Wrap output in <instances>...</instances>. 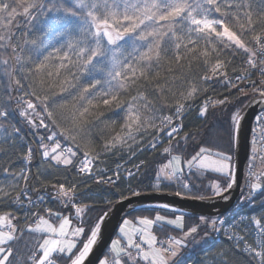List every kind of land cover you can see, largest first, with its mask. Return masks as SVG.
<instances>
[{
    "label": "snow or ice",
    "instance_id": "snow-or-ice-1",
    "mask_svg": "<svg viewBox=\"0 0 264 264\" xmlns=\"http://www.w3.org/2000/svg\"><path fill=\"white\" fill-rule=\"evenodd\" d=\"M257 99L264 101V0H0V156L11 153L23 165L16 171L10 156L0 164L10 177L0 183V209H7L0 211V264H86L112 210L141 195L150 161L125 165L145 152L167 161L153 169L155 191L171 185L176 196L227 199L238 179L231 151L244 101ZM209 109L228 112V150L200 146L182 157L181 140L205 134L184 131V121ZM256 120L264 140V115ZM253 134L242 197L249 203L252 193L264 194V150L254 171ZM112 158L123 163L104 166ZM209 170L220 177L211 195H191ZM89 182L117 199L92 195ZM249 221L254 228L245 225L244 236H227L218 264H240L236 256L245 252L248 264H264V212ZM217 223L201 215L186 226L183 212L126 215L96 264H185V249L210 235L198 240L200 229L221 231ZM166 226L180 235L158 237L154 229Z\"/></svg>",
    "mask_w": 264,
    "mask_h": 264
},
{
    "label": "water",
    "instance_id": "water-1",
    "mask_svg": "<svg viewBox=\"0 0 264 264\" xmlns=\"http://www.w3.org/2000/svg\"><path fill=\"white\" fill-rule=\"evenodd\" d=\"M247 108L245 109L242 127L236 133L237 141H234L233 149L234 156L233 162L238 163V179L237 184L229 190L227 193H224V196H227V199L223 197H213L206 200L192 199L186 196H176L175 193L171 192H159V191H150L141 193L138 197H130L129 201L121 202L116 205L112 210V215H110L102 227V236L98 245L94 247L93 252L90 254L86 264H96L97 257L101 256L106 250L107 245L110 243L113 238L117 227L118 221L121 217L129 214L130 209H140L145 207H157L161 204H169L175 209H179L178 212L213 217L225 213L227 210L232 208V206L239 199L242 188H243V179H244V165L246 162L248 149H249V134L251 129V123L254 115L264 109V101L259 99L249 102L247 100Z\"/></svg>",
    "mask_w": 264,
    "mask_h": 264
},
{
    "label": "rangeland",
    "instance_id": "rangeland-1",
    "mask_svg": "<svg viewBox=\"0 0 264 264\" xmlns=\"http://www.w3.org/2000/svg\"><path fill=\"white\" fill-rule=\"evenodd\" d=\"M246 102H247V100L244 101V104H246ZM209 111H211V109H209ZM261 111L264 113V109H261ZM217 112L219 113V115H221V114H225L226 111L220 112L218 110ZM193 113H194V111H193ZM195 117H197V114L195 115ZM255 118H256V114H255ZM255 118H254V120H255ZM225 122L228 125V114H227V119H226ZM226 128H227V126L224 127V129H226ZM253 129H255V137H256V141H257L256 144H255V148L257 149V152H256L257 160L255 162V167H254L253 170L254 171H258L260 169L261 161H260L259 157L262 154V150H264V140L261 139V129H260V127L253 125V122H252L251 129H250V134H249V149H248L246 162H245V165H244V168H243L244 179H243V188H242L240 197L236 201V203L232 206V208H230L229 210L226 211L228 213H223L222 217L217 218V220H218L217 228H220L221 231H211L209 228H205V227H202L200 229L199 236H197L198 240L200 239V237H203V235H204V233L206 231H209L210 235L201 244L198 245V248L190 246L191 250L185 249V252L187 253V255L185 257V264H190V262H188V261L190 259L194 260L196 255L200 251L208 249L209 247H211V246H213L216 243L221 242V241L229 242V240L227 239L228 235H232L233 233H236L239 236H244L245 235V231H243L242 229H244L245 225H248V230H252L254 228V226L251 225V223L249 221V218L252 217V216H259L262 212H264V207H261V202L264 201V194H261L259 191L252 193V197L254 198V203H249L248 200L242 199V197H247L248 193H249V187H248V184H247V182L245 180V173L247 172L248 161H249V159H250V157L252 155V147H253L252 139H253V135H254L253 134ZM181 133H180V137H183V135H181ZM215 133H216V130L215 131H210V133H207V135L204 134V135H202L200 137H197L196 141L181 140V143L186 145V151L184 153H181L182 157H189L190 155H194L197 151H199V147L200 146L205 147V148H211L213 150V152H215V151H225L224 147H218V145L222 144V142L215 135ZM223 133H224V130H223ZM224 134L226 135V137H228L226 133H224ZM223 139H224V137H223ZM200 140H203L204 143L203 144H199ZM211 143L216 144V148H213L211 146ZM233 144H234V142H233ZM231 155L234 156V149H232ZM166 162L167 161L165 159H163L162 163H166ZM116 163H123V162L122 161H118ZM137 163H139V160H137V161L133 160L132 163L126 164L125 167L128 168V169H131L132 165L133 164H137ZM162 163H160V164H162ZM160 164H158L157 167ZM114 168H115V166L112 167V169H114ZM133 171H134V169H133ZM206 173H210L211 174V179L206 182V186L209 189V185L211 184V182L219 179L220 177H219V174L217 175V173H214V172H212L210 170L206 171L203 175H205ZM108 175H111V172H109ZM156 183H157V181L155 180V184ZM159 192H167V191H159ZM171 193H175V192H171ZM209 193L211 195L210 190H209ZM186 197H189V196H186ZM145 208H157L158 209L159 207H145ZM159 209H161V208H159ZM132 212H134V211H132ZM132 212L127 214L128 218H130V219L132 217H134V216L131 215ZM160 214L164 215L166 217H169V218H172L174 216V215L171 216L170 214H168V215L163 214V213H160ZM184 214H188V213H184ZM190 215L193 216L192 220L190 218ZM233 215H237L235 220L233 218ZM140 216H148V217L152 218V217L155 216V214L154 215L153 214L152 215L147 214V215H140ZM196 216L199 217L198 215H193V214L185 215V225L186 226H191L192 224L197 223L198 219L196 218ZM241 216L245 217V220L243 222L239 221V218ZM233 220L237 222V227H233V222H234ZM219 221H222L223 223L221 224ZM229 221L232 222L231 225L226 226L225 223L229 222ZM73 225H75L74 222H73ZM154 231H156V234H157L158 237H162L163 232H167L170 235H180L179 229L173 231L172 229H169L168 226L164 227L162 231L161 230H157V229H154ZM117 234L118 233H117V230H116L113 238H115ZM248 239H249V242H251V240L253 239V236H249ZM232 242L234 243L235 241L233 240ZM244 255L248 256V254L246 252L244 253ZM255 261L258 262V260H255Z\"/></svg>",
    "mask_w": 264,
    "mask_h": 264
},
{
    "label": "trees",
    "instance_id": "trees-1",
    "mask_svg": "<svg viewBox=\"0 0 264 264\" xmlns=\"http://www.w3.org/2000/svg\"><path fill=\"white\" fill-rule=\"evenodd\" d=\"M65 2H67V0H65ZM56 13H48L46 20L47 21H52L56 18ZM217 91H223V89L218 88ZM218 111V110H217ZM213 112L212 110L209 111L208 115L206 117H200L197 118L195 117V115L197 114L196 111L194 110V113L191 112L189 113L188 119L184 121V123L187 125V128L184 129V131H188L190 129H194L195 127H200L203 129L205 135H207V133H210V131H215L216 132L219 130L220 133L223 135L224 139H220V141L222 142V144L218 145V147H224V150L227 151L228 150V137H226V135L223 133L224 127L228 126L226 124V119H227V111L225 112V114H221L219 115L218 112ZM114 118V117H113ZM224 122V123H223ZM226 125V126H225ZM41 132L43 133V130H41ZM181 135H183V132L181 133ZM211 146L213 148H216V144L211 143ZM232 149H233V144H232ZM9 156L11 157L12 161H15L14 164V168L16 171H19L21 167H23L22 164L19 163V161L17 160V157L15 155H11V153L9 155H4V156H0V164H6L7 161L9 160ZM147 158L150 163H151V167H149L147 169V174L144 175L143 177H141L142 179V183H140L139 185V191L141 193L144 192H150V191H155L154 190V185H155V173L153 171V169L155 167H157L158 164L163 162L162 157L156 155L155 153H151V152H145L141 155H139L137 160H141V159H145ZM119 160H116L115 158L109 159L107 165H104L106 167L112 168L113 166H115L116 162H118ZM40 162V157L39 155H37L36 160L34 161L33 165H32V170L35 171L36 170V165L37 163ZM218 175V174H217ZM211 179V174L210 173H206L205 175H203L200 179L195 181V186L192 188V192L191 195H198V194H204V195H210L209 193V189L206 186V182L209 181ZM10 181V177H7L6 175L0 173V183H8ZM90 186L92 188V195H95L97 192H100L102 195L108 196V198L110 199H117V197L114 196H110L106 191L105 188L106 186L103 185H96V184H92L91 182ZM135 186V183H134ZM177 190H179L177 187L168 185L166 187H162L160 191H167V192H176ZM125 195H128V193L125 191ZM7 209H0V211H6ZM159 211V213H163V214H170L172 215H179L180 212H172L171 210H165L163 208L161 209H157V208H140L134 212L131 213L132 216H140V215H154L156 214V212ZM68 213H65V215H67ZM97 213H91L90 215H92L93 217L96 215ZM188 215V214H185ZM193 216L190 215L191 220ZM237 215H233L234 220L236 219ZM196 218L198 219V217L196 216ZM209 219H213V217H206ZM233 220V221H234ZM73 222L75 223V225L78 223L76 220H73ZM231 221L226 222L225 225L229 226L231 225ZM169 229H172V226H168ZM26 240H29L30 242V238L26 237ZM24 241H21L17 247L21 248L22 250L26 251V249H24ZM193 247H197L198 245H195ZM230 247V243L227 241H221L216 243L215 245L209 247L208 249L202 250L200 251L195 259H190L188 262H190V264H214L213 261V257L216 258L215 264H218L219 262V253L221 251V249H227ZM236 259L240 261V264H248V259H250L248 256L246 255H238L236 256ZM253 264H259V262L253 261Z\"/></svg>",
    "mask_w": 264,
    "mask_h": 264
},
{
    "label": "built area",
    "instance_id": "built-area-1",
    "mask_svg": "<svg viewBox=\"0 0 264 264\" xmlns=\"http://www.w3.org/2000/svg\"><path fill=\"white\" fill-rule=\"evenodd\" d=\"M261 115H264V113H263V112H260V113H258V114L256 115V117H257V116H261ZM253 125H255V126H259L260 129H261V126H260V124L257 122L256 118H255V120L253 121ZM231 213H232V212H231Z\"/></svg>",
    "mask_w": 264,
    "mask_h": 264
},
{
    "label": "bare ground",
    "instance_id": "bare-ground-1",
    "mask_svg": "<svg viewBox=\"0 0 264 264\" xmlns=\"http://www.w3.org/2000/svg\"><path fill=\"white\" fill-rule=\"evenodd\" d=\"M260 112H262L261 110L260 111H258L257 113H256V115L258 114V113H260ZM254 121V119H252V122Z\"/></svg>",
    "mask_w": 264,
    "mask_h": 264
}]
</instances>
